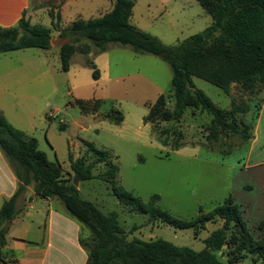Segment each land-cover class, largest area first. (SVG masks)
<instances>
[{
	"label": "trees",
	"instance_id": "16d2710c",
	"mask_svg": "<svg viewBox=\"0 0 264 264\" xmlns=\"http://www.w3.org/2000/svg\"><path fill=\"white\" fill-rule=\"evenodd\" d=\"M211 17L209 25L184 37L175 44H164L129 21L134 0H114L109 11L99 17L76 18L68 25H59V12L49 9L51 26L31 23L22 13L15 25L0 26V52L20 48L50 47L51 29L60 30L66 40L59 46L60 70L67 71L72 54L78 50L83 54L91 50L89 43L78 46L81 37L98 50H105L107 44L127 46L136 53H150L168 64L171 70L170 85L174 102L166 105V97L159 93L148 103L142 122L154 126L160 120L179 122L184 110L206 111L210 115L207 139L216 140L213 131L229 130L237 137L234 143L220 141L215 147L209 141L207 147L226 155L241 147L252 137V123L245 119L250 110L247 102L231 100L229 108L220 107L201 89L194 86L192 77L201 78L216 85L228 95L232 85H237L249 95L259 98L256 116L264 91V0H197ZM96 52V51H95ZM85 63L96 79L99 71L91 59ZM82 114L95 113L103 100L75 99ZM194 114V113H193ZM103 117L119 124L123 114L115 107L105 111ZM64 128V125H60ZM156 140L170 150L185 145L181 133L174 127L157 129ZM85 151L77 158L68 154L70 171H64L57 160L48 159L37 146V139L15 128L0 111V148L11 162L19 179L16 191L0 206V264H10L1 255L9 221L16 213L17 196L25 185L33 183L34 194L60 199L67 212L76 218L88 231L80 237L88 258L85 264H235L247 253L264 255V223H259L260 234L254 237L246 228L239 205L226 196L195 217H175L157 204L159 195L152 194L143 201L117 180L118 165L109 149H98L94 143L83 141ZM97 164L100 168L97 169ZM17 167H21L23 173ZM78 180L98 178L109 184L112 193L129 212L143 213L149 223L161 222L172 227L190 228L194 236L205 228L208 222L220 220V225L203 239L204 247L195 250L189 246L176 245L162 238L141 240L129 237L117 220L115 211L103 213L94 203L83 198L77 186L71 183L72 175ZM133 225L130 232L137 229ZM229 245L227 263H222L215 252Z\"/></svg>",
	"mask_w": 264,
	"mask_h": 264
},
{
	"label": "rangeland",
	"instance_id": "374dc122",
	"mask_svg": "<svg viewBox=\"0 0 264 264\" xmlns=\"http://www.w3.org/2000/svg\"><path fill=\"white\" fill-rule=\"evenodd\" d=\"M61 1L32 0L30 7L37 9L32 12L30 22L51 26L48 11L58 12ZM131 20L169 45L202 30L210 24L211 17L197 0H137ZM83 43H89L91 55L81 53L78 48L75 56L71 57L68 72L57 68L58 55L50 53L51 77L47 72L39 75L37 86L34 80L30 81V89L35 94L38 92L33 122L39 125L44 119L42 132L50 124L46 135L40 133L39 128L36 130L38 148L46 151L48 159L57 160L63 169L68 170V152L83 154V141L94 143L98 149H109L116 157L119 184L133 188L143 201H147L152 194H158L159 207L183 219L208 211L230 194L241 209L247 230L257 237L260 234L257 225L264 223V164L245 171L241 149H234L226 155L209 149L208 141L216 147L220 141L234 143L237 137L229 130L216 129L212 132L216 140H213L214 136L207 139L210 115L206 111L192 112L186 108L179 122L160 120L155 124L154 131V126L149 122L143 123L142 117L147 112L146 105L153 102L159 93L165 95L167 107L173 105L168 64L156 55L136 53L117 43H109L101 51L81 37L78 46ZM42 51L29 48L15 51L13 55L34 60ZM86 59H91L96 65L101 74L99 79L92 78ZM115 61L117 64L113 65ZM42 69L38 68L33 74ZM192 82L220 107L229 108L231 100L247 102L250 110L245 119L250 121L254 118L259 103L257 94L249 95L237 85H232L226 95L222 89L201 78L193 76ZM75 99H101L103 102L92 116L91 113L82 114ZM112 106L123 114L119 124L103 117ZM45 112L53 115L51 120L45 118ZM62 123L64 128L59 127ZM171 126L182 134L185 142L175 150L156 140L157 129ZM51 146H54V151L49 150ZM96 167L99 169L100 164ZM17 168L23 173L21 167ZM78 189L83 198L95 203L103 213L115 211L128 236L141 240L162 238L199 250L204 247L203 239L221 223L220 220L208 222L194 236L190 228L149 223L145 214L127 211L112 193L109 184L98 178L79 181ZM133 225H138V228L130 232ZM229 249V245H224L215 252L222 263H227ZM238 264L254 263L248 255Z\"/></svg>",
	"mask_w": 264,
	"mask_h": 264
},
{
	"label": "crops",
	"instance_id": "0c3cea01",
	"mask_svg": "<svg viewBox=\"0 0 264 264\" xmlns=\"http://www.w3.org/2000/svg\"><path fill=\"white\" fill-rule=\"evenodd\" d=\"M113 1L62 0L58 6L59 25L64 27L76 18L99 17L111 9ZM136 1L134 0L132 6L129 17L130 22L132 21L133 8ZM31 4L32 0H0V26L9 27L15 25L22 13L31 21L32 12L37 9V7H30ZM134 25L137 26L136 24ZM59 33L60 30L51 32L50 47L47 49L39 48L43 51L34 60L13 54L18 50L35 47L0 52V111L15 128L24 131L27 135L34 136L37 139L38 147L39 140L36 130L39 128L40 133L46 135L50 124L47 130L42 132L45 124L44 119L39 125L33 122L34 105L38 92L35 94V91L30 89V81L34 80L35 86H37L39 84V80H37L39 75L42 76V74L47 72L49 77H51L48 56L50 53L57 54L59 61V46L66 40ZM91 51L88 56L91 55ZM74 56L75 54L73 53L71 57ZM93 58L96 59V56L94 55ZM81 61L84 63V59L81 58ZM112 64L116 65L117 61L112 62ZM105 66L107 67L108 65ZM59 67L60 63L57 68ZM38 68H43L39 72L41 74H33ZM70 69L71 64H69L68 70L63 72H68ZM261 97L259 110L256 116L250 120L252 123V137L239 147L245 159V171L249 167L264 164V91ZM43 115L47 120H51L53 116L51 113L46 112ZM91 115L93 116L94 114ZM49 150L54 151V146H51ZM43 151L46 153L45 150ZM69 153L74 159L81 155L75 154L74 151ZM68 167L69 170L61 168L64 171H70L69 160ZM79 181L82 180H78L77 188ZM19 182L13 165L0 148V206L4 200L8 199L16 191ZM122 185L136 195L133 188ZM15 207L16 213L8 223L5 242L1 248V255L5 261L10 262V264L86 263L88 252L79 239L87 234L88 231L76 218L67 212L60 199L57 197L44 198L34 194L33 183L31 182L25 185L24 190L17 196ZM96 207L98 206L96 205ZM129 237L132 236L129 235ZM248 255L251 256L254 264L264 263V255L256 256L247 253L246 257ZM238 262L235 264H238Z\"/></svg>",
	"mask_w": 264,
	"mask_h": 264
},
{
	"label": "water",
	"instance_id": "95a60500",
	"mask_svg": "<svg viewBox=\"0 0 264 264\" xmlns=\"http://www.w3.org/2000/svg\"><path fill=\"white\" fill-rule=\"evenodd\" d=\"M71 183H72L73 185H75V186L77 185V183H78V177H77L76 174H73V175H72Z\"/></svg>",
	"mask_w": 264,
	"mask_h": 264
}]
</instances>
